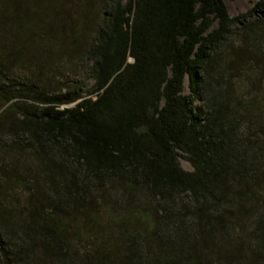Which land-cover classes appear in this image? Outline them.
<instances>
[{
	"label": "trees",
	"instance_id": "16d2710c",
	"mask_svg": "<svg viewBox=\"0 0 264 264\" xmlns=\"http://www.w3.org/2000/svg\"><path fill=\"white\" fill-rule=\"evenodd\" d=\"M45 1L0 0V264H264V0H104L89 91Z\"/></svg>",
	"mask_w": 264,
	"mask_h": 264
},
{
	"label": "rangeland",
	"instance_id": "374dc122",
	"mask_svg": "<svg viewBox=\"0 0 264 264\" xmlns=\"http://www.w3.org/2000/svg\"><path fill=\"white\" fill-rule=\"evenodd\" d=\"M39 1L46 3L45 0ZM85 1H88L89 4L91 2V0ZM40 2L37 5H42ZM69 2L70 0L67 3L69 13L62 18V22L57 26L58 32L64 36V42L37 40L35 41V54L41 59L44 66L42 69L43 79H50L54 88L75 85L83 91H89L93 85L90 70L92 61L86 58L85 53L93 39L96 26L100 24V20L108 8L104 4V0H93L89 12L80 14L73 5L74 0L72 4ZM223 2L230 18H236L252 11L260 0H223ZM183 94H189L187 80L184 81ZM192 105H198V102ZM179 163L183 170L191 171L190 165L184 159L180 158Z\"/></svg>",
	"mask_w": 264,
	"mask_h": 264
}]
</instances>
